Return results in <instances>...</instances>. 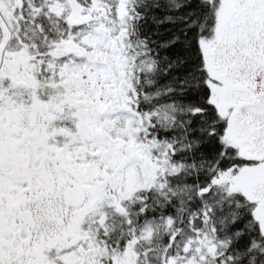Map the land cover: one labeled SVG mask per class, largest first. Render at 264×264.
<instances>
[{"label": "snow or ice", "instance_id": "1", "mask_svg": "<svg viewBox=\"0 0 264 264\" xmlns=\"http://www.w3.org/2000/svg\"><path fill=\"white\" fill-rule=\"evenodd\" d=\"M0 264H264V0H0Z\"/></svg>", "mask_w": 264, "mask_h": 264}]
</instances>
